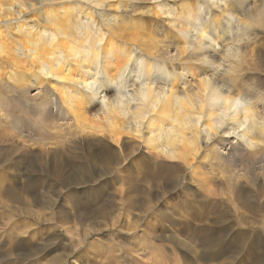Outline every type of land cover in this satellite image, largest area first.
Wrapping results in <instances>:
<instances>
[{
    "label": "bare ground",
    "instance_id": "obj_1",
    "mask_svg": "<svg viewBox=\"0 0 264 264\" xmlns=\"http://www.w3.org/2000/svg\"><path fill=\"white\" fill-rule=\"evenodd\" d=\"M51 101L74 133L133 137L199 186L230 183L264 165V0H0V142L28 140L23 102ZM47 120L27 121L48 143Z\"/></svg>",
    "mask_w": 264,
    "mask_h": 264
},
{
    "label": "rangeland",
    "instance_id": "obj_2",
    "mask_svg": "<svg viewBox=\"0 0 264 264\" xmlns=\"http://www.w3.org/2000/svg\"><path fill=\"white\" fill-rule=\"evenodd\" d=\"M37 103L16 110L28 140L0 142V264H264V165L202 187L140 140L74 133L58 101ZM41 117L48 143L27 121Z\"/></svg>",
    "mask_w": 264,
    "mask_h": 264
}]
</instances>
